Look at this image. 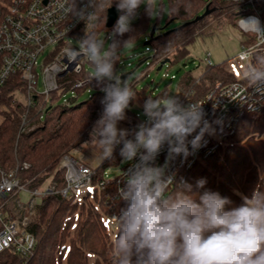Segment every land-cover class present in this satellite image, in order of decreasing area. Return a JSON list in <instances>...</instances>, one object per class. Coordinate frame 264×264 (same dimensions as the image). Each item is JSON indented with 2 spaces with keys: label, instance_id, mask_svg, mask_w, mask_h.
<instances>
[{
  "label": "clouds",
  "instance_id": "obj_1",
  "mask_svg": "<svg viewBox=\"0 0 264 264\" xmlns=\"http://www.w3.org/2000/svg\"><path fill=\"white\" fill-rule=\"evenodd\" d=\"M113 4L118 17L105 38L106 47L105 39L88 31V24L95 28L97 10ZM141 6L148 17L156 15L155 0H81L73 10L74 20L86 27L69 60L86 57L90 82L104 94L86 144L102 162L112 159L118 147L122 160L132 162L118 189L125 206L113 221L114 264H264V192L253 190L233 206L228 197L205 188V179L194 189L183 179L177 181L170 170L173 161H186L207 145L206 135L215 134L218 121L206 119L203 104H184L179 95L148 97L142 105L144 119L131 130L118 127L136 93L116 64L120 50L133 42L132 25ZM248 24L264 35L256 18ZM243 78L252 85L264 83V59L246 66ZM162 152L161 165L157 159Z\"/></svg>",
  "mask_w": 264,
  "mask_h": 264
},
{
  "label": "trees",
  "instance_id": "obj_2",
  "mask_svg": "<svg viewBox=\"0 0 264 264\" xmlns=\"http://www.w3.org/2000/svg\"><path fill=\"white\" fill-rule=\"evenodd\" d=\"M10 1L0 0V5ZM107 2L108 0H104L105 4ZM233 6V3L223 0H169L167 24L177 20L182 24L168 32L156 28L150 43L153 51L149 57L150 65L166 59L176 62L185 57L189 53L188 45L210 21L225 17L229 22H235L240 14L233 10ZM161 7H164L163 0ZM207 7L212 9L211 13L194 21ZM108 9L106 7L97 10L98 22L95 28L89 23V31L94 30L99 36L102 30H111L112 27L106 26ZM149 23L150 17L145 15L144 7L141 6L138 19L132 25L135 29L133 40L147 32ZM85 27L84 23L79 29L80 39L85 34ZM255 56L261 58L262 54L258 52ZM119 60L120 52L116 68ZM88 76L89 72L86 70L69 73L59 78L60 87L68 89L77 80ZM224 76V82L239 80L238 76L229 73L221 64L211 65L206 68L198 82L190 76L185 84L190 87L182 89L191 88L194 91L193 97L199 98ZM87 88H91L92 94L70 105L60 103L62 93L54 91L48 101L37 97L36 104L28 107L18 98L17 89H25L23 82L18 81L16 76L8 79L0 91V165L8 170L19 166V176L23 181L30 180L32 188L42 186L50 178L56 180L60 187H64L65 174L58 168L60 160L73 147L84 142L101 112L99 101L104 94L94 81L78 88V94L81 95ZM135 93L136 100L127 110L133 120L129 123L130 130L142 121L136 113L131 112V107L139 99L144 101L148 98L137 89ZM25 114L27 116L24 122ZM35 123L41 124L31 130L23 129ZM226 142L224 150L198 161L188 171L187 183L192 184L195 189L196 182L205 179V188L218 191L236 206L242 203L239 192L243 195H250L253 190L264 192L261 181L264 175V108L256 113L242 115L237 122L235 134ZM119 158L118 147L113 158L104 160L96 173L102 175L106 167ZM25 162L30 163V166L22 169ZM174 189L175 186L169 192ZM96 197V191L88 193L84 197L86 201L81 203L64 202L56 194L44 197L29 225V230L37 238L33 254L25 261L19 253L7 249L0 252V264H114V256L110 258L105 247L107 241L113 243L116 231H111L103 214L98 210ZM54 200L61 202L53 205ZM101 203L105 206L103 201Z\"/></svg>",
  "mask_w": 264,
  "mask_h": 264
},
{
  "label": "built area",
  "instance_id": "obj_3",
  "mask_svg": "<svg viewBox=\"0 0 264 264\" xmlns=\"http://www.w3.org/2000/svg\"><path fill=\"white\" fill-rule=\"evenodd\" d=\"M233 3V10L240 14L238 25L250 37L242 42L238 59L248 65H256L264 59V35L253 31L254 26L248 24L251 18L259 21L264 31V0H223ZM81 6V0H11L0 5V91L7 80L16 76L22 81L24 90L18 91L28 107H32L38 98L49 100L54 91L71 96L64 99L63 104L70 105L79 100L77 92L90 82L89 76L77 80L68 89L60 87L59 78L69 73L90 72L91 68L86 57L81 56L76 63L70 62L71 50L79 46V29L83 21H75L73 10ZM90 29L88 28V31ZM111 31V30H110ZM109 34V33H108ZM107 34V35H108ZM147 50L151 51L148 47ZM261 58L254 61L256 53ZM211 54L208 53V56ZM209 65L212 61L209 59ZM153 65V64H152ZM246 67L243 68V72ZM39 82L42 88H39ZM87 88L85 91H90ZM190 89L180 96L181 102H199L207 113L206 119L214 123L215 134L206 135L207 145L199 149L186 161L177 158L170 165V170L176 173V180L187 182L188 171L201 160H205L221 148L236 132L237 122L246 113H256L264 108V83L252 85L248 80L224 82L218 81L215 86L199 98L193 97ZM26 114L23 119L26 121ZM139 117L138 114H136ZM140 118V117H139ZM28 124V123H27ZM41 123L26 126L23 129L36 127ZM131 138V137H129ZM166 152H162L157 159L158 164L165 161ZM128 162L121 174L109 178L104 170L102 176H96V169L85 162L75 160L70 155H63L58 168L64 169L66 185L58 188V182L51 179L42 186L30 187V180L23 181L18 174L19 166L5 169L0 165V252L7 249L19 253L25 261L31 256L37 246L36 236L29 230L31 218L36 212L39 200L49 194L61 193L71 196L81 203L88 193L96 191L98 206L103 197L107 202L121 201L118 189L124 186L123 173L131 166ZM24 163L22 169L28 168ZM113 186L110 190L108 187ZM174 186L169 188V191ZM110 190V191H109ZM26 193L28 202H23L19 195ZM123 202V201H122ZM124 203V202H123ZM103 216L113 233L114 216L110 211L103 212Z\"/></svg>",
  "mask_w": 264,
  "mask_h": 264
},
{
  "label": "rangeland",
  "instance_id": "obj_4",
  "mask_svg": "<svg viewBox=\"0 0 264 264\" xmlns=\"http://www.w3.org/2000/svg\"><path fill=\"white\" fill-rule=\"evenodd\" d=\"M163 2L164 7L162 8L161 0H155L156 15L150 18L147 32L141 37L133 40L132 44L129 45L128 48H122L120 51V60L117 72L122 76L123 74L133 70L126 80L130 83L135 92L137 89L138 91H141L142 95L154 99L163 98L169 95L182 96L189 91L182 89L184 87H190L185 86L187 79L192 76L194 79H196L195 81L198 82L204 75L206 68L210 66L208 63L209 59L212 61V65L216 66L221 64L229 73L238 77L242 76V70L244 67L248 66V63L246 61H240L237 56L241 50L242 42L246 41L251 34L244 32L240 28L238 25V19L235 20V22H229V20L225 19V17L210 21L208 25L201 30V33L196 36L195 40L188 45L189 53L185 57L180 58L176 62H171L168 60L162 65L161 69L158 68L161 63L150 65L149 57L152 56L153 51H148L147 48H151L152 46L150 44H145V42L150 38V31L152 28L156 26V28L165 32L182 24V22L178 20L167 24V18L169 15V0H163ZM108 33H110V31L102 30L98 38L105 39ZM107 43L108 41L105 39L106 47ZM208 53L211 55L208 56ZM257 59L258 56L254 57L253 60L257 61ZM225 79L226 76L221 78L220 81ZM39 88H42L41 82H39ZM92 92V90L84 91L80 95L79 100L86 99L92 94ZM70 96L71 93H67L66 96H62L60 98L59 102L63 103L64 99H67ZM18 98L25 102V99L22 95H18ZM143 102L144 101L142 99H139V102L134 104L131 109V112L138 114L141 120L144 119L142 109ZM34 128L35 127H29L26 130H31ZM88 140L89 136L84 140V142L76 145L66 154L70 155L77 161L85 162L91 167L97 169L102 162L96 166L92 165L87 160L88 158L92 160L98 158L97 154L93 152L86 144ZM226 145L227 142H222L221 148L218 151L220 152L224 150ZM127 163L128 162H124L120 157L116 162L106 167V175L109 178L116 177L122 173V167H124ZM28 164L30 166V163ZM62 170L65 174L64 169ZM96 176L100 177L102 175L98 174L97 172ZM50 180L51 178L45 183H48ZM261 181L264 185V175L262 176ZM58 188L62 187L58 185ZM108 188L112 190L113 186L111 185ZM54 194L60 196V199L64 202L68 201L73 203L75 201L71 196H65L61 193ZM239 194L243 195L242 192H239ZM19 197L25 203L29 200V196L26 193H21ZM108 199L109 196L103 197V203L105 206H102V204L97 206L98 210L102 214L105 211H110L113 214L118 215L120 209L123 208L125 204L122 201L109 203L107 202ZM83 200L86 201L85 199ZM41 202L42 201L39 200L38 204ZM60 202V200H54L52 204H60ZM95 202L98 204L97 197L95 198ZM112 238H114V234ZM112 240L114 242V239ZM113 247L114 243L110 244L109 241L106 242L105 248H107V255L110 256V258L113 255Z\"/></svg>",
  "mask_w": 264,
  "mask_h": 264
},
{
  "label": "water",
  "instance_id": "obj_5",
  "mask_svg": "<svg viewBox=\"0 0 264 264\" xmlns=\"http://www.w3.org/2000/svg\"><path fill=\"white\" fill-rule=\"evenodd\" d=\"M211 11H212V9H210L209 7H207L206 10H205V12H204L203 14L197 16V17L194 19V21H198L199 19L205 17L206 15L210 14ZM117 17H118V13H117V11H116V8H115V6H112L111 8L108 9L107 19H106V26H107V27H112L113 24L115 23ZM170 30H171V29H170ZM170 30H168V31H170ZM168 31H167V32H168ZM155 32H156V26H154V27L152 28V30H151V34H150L151 37L145 42V44L149 45V44L151 43L152 37L154 36ZM168 60H169V59L163 60V61L161 62V65H160L158 68L161 69L162 65H163L166 61H168ZM144 61H145V60H144ZM144 61H143V62H144ZM141 63H142V62H141ZM132 72H133V70H131V71H129V72L123 74V75H122V78H123V79H127V77H128Z\"/></svg>",
  "mask_w": 264,
  "mask_h": 264
},
{
  "label": "crops",
  "instance_id": "obj_6",
  "mask_svg": "<svg viewBox=\"0 0 264 264\" xmlns=\"http://www.w3.org/2000/svg\"><path fill=\"white\" fill-rule=\"evenodd\" d=\"M134 106V105H133ZM132 106V107H133ZM132 107H131V109H132ZM130 121H132L131 120V118H130V115H129V113H128V111H127V119L125 120V121H123V122H120L119 123V125H118V127H120V128H126V129H128L129 128V123H130ZM92 165H99L102 161H101V159L100 158H97V159H87Z\"/></svg>",
  "mask_w": 264,
  "mask_h": 264
}]
</instances>
